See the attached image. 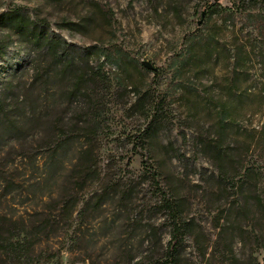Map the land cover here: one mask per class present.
<instances>
[{
	"label": "rangeland",
	"instance_id": "rangeland-1",
	"mask_svg": "<svg viewBox=\"0 0 264 264\" xmlns=\"http://www.w3.org/2000/svg\"><path fill=\"white\" fill-rule=\"evenodd\" d=\"M16 8L92 53L68 67L0 27V229L33 243L0 259L169 264L173 203L177 264L195 245L264 264V0H0Z\"/></svg>",
	"mask_w": 264,
	"mask_h": 264
},
{
	"label": "trees",
	"instance_id": "trees-1",
	"mask_svg": "<svg viewBox=\"0 0 264 264\" xmlns=\"http://www.w3.org/2000/svg\"><path fill=\"white\" fill-rule=\"evenodd\" d=\"M0 27L8 28L10 29L13 34L17 37V41L19 43H25L28 46L32 47L33 49L38 50H44L45 52L51 54V57H53L54 60H58V62L64 63V65H67L68 67L73 66L74 64H81L82 62H86V56L89 53H92L91 49H86V52H77L76 54H71L70 49L71 47L63 40L61 39H55L50 38L44 33L43 25L41 24V21H35L31 20L28 16L25 15V13L16 8L14 10L7 11L0 15ZM4 47L0 45V60L2 59L4 55ZM104 57V56H102ZM104 60H109L108 58H103ZM152 71V70H150ZM1 112V109H0ZM154 116H152L151 121L148 122L142 133L140 134L139 138L144 139L147 137V134L149 132L154 131V124H155V115L157 114V111L154 110L152 112ZM222 122H225L226 116L223 115ZM1 127V125H0ZM55 171L51 168L49 169L50 177L53 176V173ZM252 174L255 177H258V172L255 170H252ZM219 180L221 182L227 181L228 176L225 173L220 172L219 173ZM242 182V181H241ZM242 192L240 188V193ZM260 196H257L254 201L256 205L263 206V201L259 199ZM238 206L243 207V203L240 202V205ZM167 209L170 210V212L173 214L172 216V225L169 233V239L166 244V260H168L169 264H177L181 260V250L180 247L182 245L183 239L185 236L189 234V230L191 228L190 222H187L186 220H182L181 215L179 214L177 210V206L173 203L168 204ZM11 220H8L9 223ZM12 231V228L8 227L7 231ZM43 231V230H42ZM228 234L229 229L220 228L218 227V237H220L222 234ZM219 242V239L215 240V245L213 248V252L211 255L215 254V250H217L219 253L222 252V250L219 251L217 249V243ZM197 243V241L195 242ZM198 257L201 258L200 263L206 264L209 258H205L207 256V249L205 247H200L195 245ZM229 251L232 252V247L229 246ZM0 249L10 252H17L20 255H23L22 258H27L31 256V253L33 251V243H29L27 239V235L20 234L17 232L16 234L7 233L5 235V230L3 231L0 229ZM234 257V256H233ZM264 259V257H263ZM0 264H14L11 260L8 261L5 258L0 259ZM19 264H29V263H19ZM258 264V263H255Z\"/></svg>",
	"mask_w": 264,
	"mask_h": 264
},
{
	"label": "water",
	"instance_id": "water-1",
	"mask_svg": "<svg viewBox=\"0 0 264 264\" xmlns=\"http://www.w3.org/2000/svg\"><path fill=\"white\" fill-rule=\"evenodd\" d=\"M214 2L217 0H213ZM204 16V14L202 13V17ZM141 65L144 66L147 70H153V67L146 61H142Z\"/></svg>",
	"mask_w": 264,
	"mask_h": 264
}]
</instances>
